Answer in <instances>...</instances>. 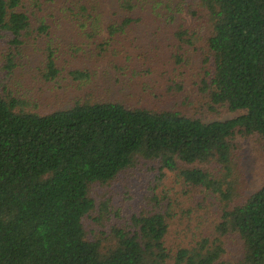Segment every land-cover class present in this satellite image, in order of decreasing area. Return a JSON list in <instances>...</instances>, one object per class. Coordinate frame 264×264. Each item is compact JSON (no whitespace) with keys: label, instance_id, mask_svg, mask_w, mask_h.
Listing matches in <instances>:
<instances>
[{"label":"trees","instance_id":"trees-1","mask_svg":"<svg viewBox=\"0 0 264 264\" xmlns=\"http://www.w3.org/2000/svg\"><path fill=\"white\" fill-rule=\"evenodd\" d=\"M30 3L38 9L37 0ZM189 3L190 26L204 38L200 90L209 108L238 112L231 118L207 121L182 107L157 110L97 98L39 113L24 110L14 92L0 86V264H264V180L244 201L228 205L237 182L234 135L257 134L264 148V0ZM175 5L163 15L182 10ZM57 9L48 15L55 17ZM31 14L22 0H0L1 35L17 52L26 40L41 39L31 29ZM57 16L76 20L88 39L87 55L117 60L119 71L129 59L132 73L160 65L158 53L137 66L142 59L125 50L133 46L136 28L162 17L156 1L113 0L106 9L101 0H61ZM43 22L39 30L48 37L51 26ZM184 34L180 23L174 35L184 41ZM45 49L41 75L50 80L60 73L59 46ZM69 74L75 83L89 76L80 69ZM143 162L175 171L188 187L225 201L215 229L241 241L237 261L223 259L218 237L171 252L164 240L169 216L160 210L132 214L109 233L93 229L107 216V202L98 205L92 187Z\"/></svg>","mask_w":264,"mask_h":264},{"label":"rangeland","instance_id":"rangeland-1","mask_svg":"<svg viewBox=\"0 0 264 264\" xmlns=\"http://www.w3.org/2000/svg\"><path fill=\"white\" fill-rule=\"evenodd\" d=\"M57 1L61 2L37 0V9L30 0H22L26 10L35 13L30 16L31 29L41 39L31 43L26 40L18 52L9 45V38L1 35L0 29V86L12 90L23 102L24 110L46 113L70 105L74 99L84 101L97 98L157 110L182 107L188 114L207 121L228 119L238 113L225 107L211 109L206 105L207 99L198 83L204 38L202 32L197 33L190 26L192 17L186 10L190 5L189 0H142L151 6L156 1L157 8L162 13L159 20L149 19L150 26L136 28L134 32L137 37L132 39L133 46L129 50L125 48L129 57L135 58L134 60L142 59L137 61V66L147 60L153 61L149 57L154 56V52L158 53L161 58L158 68L155 70L154 66L143 65V68L140 67L142 73L134 71L135 69V73H132L126 68H132L131 59L124 60L123 69L119 71L114 64L119 61L100 55H87L91 50L88 39L82 34L76 20L59 19L57 12L60 2ZM101 1L106 9L113 2ZM175 4L182 10L163 15L164 11L170 6H176ZM56 6V16L51 18L49 15L56 11ZM42 20L45 21L44 24L51 26L48 37L51 36L52 39H48L45 32H40ZM180 23L186 30L182 37L184 41L174 35ZM101 35L105 36L104 30H101ZM47 45L59 46L56 66L60 73L58 77L50 80H44L41 75L44 74ZM70 48L85 56L75 54L77 51H69ZM131 52L140 56H131ZM9 56L13 63L10 68L7 67ZM74 69L88 71L89 76L84 83L73 82L69 72ZM233 141L237 182L229 206L244 201L262 186L264 180V148L259 136L254 133L245 136L236 133ZM203 167L207 168L206 165ZM92 195L98 205L107 202V216L100 224L92 226L95 230L109 233L111 226L129 219L132 214L160 210L169 216L168 232L164 240L171 252L179 247L194 246L201 238L218 237L224 249V260L235 262L241 257L242 246L237 236L231 233L219 236L215 229L225 201L218 194L203 187H188L175 171H159L154 164L143 162L124 170L110 184H96L92 187Z\"/></svg>","mask_w":264,"mask_h":264}]
</instances>
